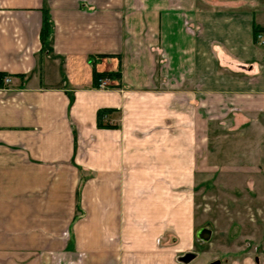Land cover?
Wrapping results in <instances>:
<instances>
[{
    "label": "crops",
    "instance_id": "obj_1",
    "mask_svg": "<svg viewBox=\"0 0 264 264\" xmlns=\"http://www.w3.org/2000/svg\"><path fill=\"white\" fill-rule=\"evenodd\" d=\"M254 24L264 0H0V264L194 258L212 121L264 130Z\"/></svg>",
    "mask_w": 264,
    "mask_h": 264
},
{
    "label": "rangeland",
    "instance_id": "obj_2",
    "mask_svg": "<svg viewBox=\"0 0 264 264\" xmlns=\"http://www.w3.org/2000/svg\"><path fill=\"white\" fill-rule=\"evenodd\" d=\"M211 124L208 170L195 180L193 196L196 228L211 237L194 234V258L181 264H264V130L240 132L230 119Z\"/></svg>",
    "mask_w": 264,
    "mask_h": 264
},
{
    "label": "trees",
    "instance_id": "obj_3",
    "mask_svg": "<svg viewBox=\"0 0 264 264\" xmlns=\"http://www.w3.org/2000/svg\"><path fill=\"white\" fill-rule=\"evenodd\" d=\"M51 29H52V23L51 20L49 18V16L47 15V13H45L44 15V19H43V27H42V38L43 40H45L47 38V36H49V34L51 33ZM264 32V27L260 26L259 24H254L253 27V33H254V39L255 41H258L262 35V33ZM5 74L0 72V80H2L4 78ZM112 77H116L119 78L120 77V71H98L96 69V67H94L93 69V81H94V85L96 87L100 86V79L103 78H112ZM110 109L107 108H102L98 110V125L99 126H112L110 123L108 122H103V117L106 113H108Z\"/></svg>",
    "mask_w": 264,
    "mask_h": 264
},
{
    "label": "water",
    "instance_id": "obj_4",
    "mask_svg": "<svg viewBox=\"0 0 264 264\" xmlns=\"http://www.w3.org/2000/svg\"><path fill=\"white\" fill-rule=\"evenodd\" d=\"M198 236L204 240H208L211 237V231L207 228H201L198 231ZM187 261V260H184ZM221 260L220 259H215L211 261L209 264H220Z\"/></svg>",
    "mask_w": 264,
    "mask_h": 264
},
{
    "label": "built area",
    "instance_id": "obj_5",
    "mask_svg": "<svg viewBox=\"0 0 264 264\" xmlns=\"http://www.w3.org/2000/svg\"><path fill=\"white\" fill-rule=\"evenodd\" d=\"M264 42V40H263ZM108 85V79L107 78H103V79H100V87H105Z\"/></svg>",
    "mask_w": 264,
    "mask_h": 264
}]
</instances>
